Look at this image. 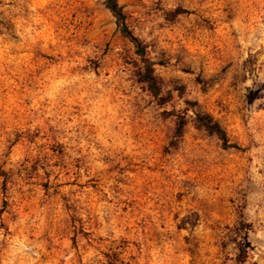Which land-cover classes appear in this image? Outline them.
Instances as JSON below:
<instances>
[{
    "label": "rangeland",
    "instance_id": "374dc122",
    "mask_svg": "<svg viewBox=\"0 0 264 264\" xmlns=\"http://www.w3.org/2000/svg\"><path fill=\"white\" fill-rule=\"evenodd\" d=\"M117 1L156 97L104 0H0V264H264V0Z\"/></svg>",
    "mask_w": 264,
    "mask_h": 264
},
{
    "label": "trees",
    "instance_id": "16d2710c",
    "mask_svg": "<svg viewBox=\"0 0 264 264\" xmlns=\"http://www.w3.org/2000/svg\"><path fill=\"white\" fill-rule=\"evenodd\" d=\"M104 5L106 9L110 12L112 17L115 20V24L117 28L119 29L120 33L126 37L129 42L134 47V52L137 56L140 57L144 64V71L140 75V80L144 82L152 95L154 97L157 96V85L154 79V76L152 75V66L151 63L148 61V58L146 57L145 53V47L141 43V41L132 34L131 30L126 24V18L122 11V7L119 5L117 0H104ZM195 124L196 127L201 128L205 130L209 134H214L219 140L222 142L223 148H237L235 144L228 143L226 134L224 130L221 128V126L214 121L209 115L203 114V113H196L195 114ZM183 123L181 121L177 122L176 126V134L181 135L182 129H183ZM246 226V225H245ZM242 228H244L242 226ZM238 249V255H237V261L238 263H243L246 258V251L243 246H241L239 243L237 245Z\"/></svg>",
    "mask_w": 264,
    "mask_h": 264
}]
</instances>
